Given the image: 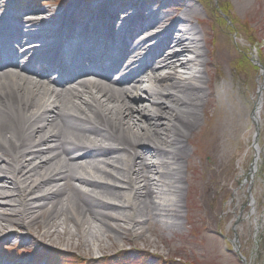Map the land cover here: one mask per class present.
Listing matches in <instances>:
<instances>
[{"label": "bare ground", "instance_id": "1", "mask_svg": "<svg viewBox=\"0 0 264 264\" xmlns=\"http://www.w3.org/2000/svg\"><path fill=\"white\" fill-rule=\"evenodd\" d=\"M86 1L47 19L0 14V232L43 225L99 250L112 232L183 225L185 162L210 154L216 178L253 123L250 182L264 153V83L250 100L255 85L233 72L193 0ZM232 242L241 251L238 233Z\"/></svg>", "mask_w": 264, "mask_h": 264}, {"label": "rangeland", "instance_id": "2", "mask_svg": "<svg viewBox=\"0 0 264 264\" xmlns=\"http://www.w3.org/2000/svg\"><path fill=\"white\" fill-rule=\"evenodd\" d=\"M88 1L94 4L96 0ZM158 1L161 7L164 0ZM200 1L204 9L198 0H193L201 15L210 17L211 31L223 36L224 44L230 47L233 72L247 84L255 85L254 92L249 94L252 100L260 93L259 82L264 83V0ZM7 2L0 0V10ZM179 2L171 0L168 5ZM71 3L72 0H26L17 1L15 6L20 12L29 8L27 13H42V17L66 9ZM180 13L179 10L177 16ZM262 115L264 123V110ZM256 138V126L251 123L241 138L239 150L218 171L216 188H210L216 179L207 169L212 164L210 154L185 162L188 166L182 183L180 227L167 229L150 223L137 229V234L126 231L120 238L112 232L95 241L98 250L95 246L85 247L76 235L68 242L63 234L45 236L43 225L32 232L26 225L12 223L8 229L17 228L19 232L15 236L0 232V260L32 264H264V154L260 170L249 183L246 179L256 156ZM260 142L264 146L263 135ZM191 145L189 142L190 154ZM201 163L207 169L204 175L198 165ZM251 197L255 207L249 203ZM70 228L80 233L78 226L70 224ZM237 233L241 251L232 242ZM137 247L147 248L149 253ZM156 251H160L161 257L154 256Z\"/></svg>", "mask_w": 264, "mask_h": 264}]
</instances>
